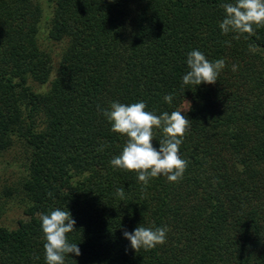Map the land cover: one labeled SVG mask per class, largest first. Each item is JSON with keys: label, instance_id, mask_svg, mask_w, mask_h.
I'll return each instance as SVG.
<instances>
[{"label": "trees", "instance_id": "obj_1", "mask_svg": "<svg viewBox=\"0 0 264 264\" xmlns=\"http://www.w3.org/2000/svg\"><path fill=\"white\" fill-rule=\"evenodd\" d=\"M228 2L0 0V156L15 140L28 150L25 217L0 225V264H46L38 214L56 208L78 231L66 264H264V27L222 34ZM41 31L64 44L54 66ZM193 50L225 61L216 84L183 85ZM140 101L157 115L189 109L178 183L145 188L110 163L127 138L99 109ZM141 224L167 227V242L134 252L122 233Z\"/></svg>", "mask_w": 264, "mask_h": 264}, {"label": "clouds", "instance_id": "obj_2", "mask_svg": "<svg viewBox=\"0 0 264 264\" xmlns=\"http://www.w3.org/2000/svg\"><path fill=\"white\" fill-rule=\"evenodd\" d=\"M221 7L225 13L224 19L219 23L222 34H247L245 38H248L255 34L256 27H264V0H233L222 4ZM235 38L238 39L239 35ZM186 64L189 70L182 77L183 85L195 87L202 83L216 84L225 67L223 59L210 61L199 50L187 54ZM235 70L236 66L233 65V71ZM172 99L171 94L164 97V101L169 104ZM185 104L190 106V102L186 100ZM188 110H176L171 114L163 112L157 115L146 111V103L143 101L132 104L113 102L110 110L99 109L111 124L112 132L127 138L121 153L111 160V165L135 173L137 180L145 188L151 178L159 176L167 177L169 182L178 183L189 163L179 155L183 138L192 123L186 115H182V112ZM156 130L163 133L158 149L152 143L156 140ZM102 150L103 148L98 149ZM47 195L52 197L53 193L48 192ZM116 195L121 200L125 198L123 187L116 190ZM38 215L45 241L43 248L46 264H66L69 254L77 257L81 255L78 244L70 242L68 238V234L78 231L75 228V220L66 208H56L49 214ZM168 231L167 227L153 228L141 224L132 232L123 230L122 234L123 238L129 241L131 249L137 253L140 250L149 251L164 245L167 242ZM33 258L39 260V256ZM72 261L76 264L75 260Z\"/></svg>", "mask_w": 264, "mask_h": 264}, {"label": "rangeland", "instance_id": "obj_3", "mask_svg": "<svg viewBox=\"0 0 264 264\" xmlns=\"http://www.w3.org/2000/svg\"><path fill=\"white\" fill-rule=\"evenodd\" d=\"M41 45L46 48L54 59L60 55L64 44L43 38L40 33ZM32 88L37 91L46 89V83L31 82ZM28 150L24 143L15 140L14 143L0 156V225L13 228L18 219H23L24 196L19 190V183L24 176L27 164Z\"/></svg>", "mask_w": 264, "mask_h": 264}]
</instances>
